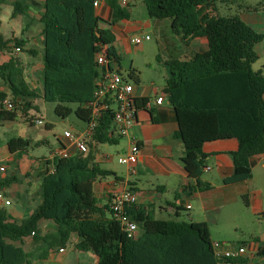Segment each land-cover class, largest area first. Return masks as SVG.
Returning <instances> with one entry per match:
<instances>
[{
    "label": "trees",
    "instance_id": "trees-1",
    "mask_svg": "<svg viewBox=\"0 0 264 264\" xmlns=\"http://www.w3.org/2000/svg\"><path fill=\"white\" fill-rule=\"evenodd\" d=\"M41 1L42 89L32 88L20 59L13 55L15 49L24 47V40L11 43L0 34V57L11 54L8 61L0 64V77L10 92V95L0 93V123L25 118L35 124L40 120L30 112L38 110L35 103L42 100L55 104V114L64 120L75 115L88 125L92 121L90 105L96 82L106 69L98 64L97 54L105 53L107 68L121 63L113 46L115 37L110 30L99 28L95 7L98 0ZM143 1L150 18L171 19L173 31L184 42L201 31L208 38L206 52L188 61L167 63L170 77L163 87L177 114L179 129L174 137L184 145L181 161L189 177L196 181L195 190L211 189L210 183L203 180L207 167L203 148L206 143L218 140L236 139L239 144L231 153L234 168L225 184L251 180V158L264 155V70L252 68L259 59L255 47L264 42V33L239 16H213L218 2L233 4L237 0ZM107 3L113 10V24L131 18L130 3L126 6L118 0ZM25 5L14 3L13 18L26 15ZM203 9L210 10L209 14L202 15ZM8 97L14 103L13 110L5 107ZM135 104L140 111L136 100ZM119 139L123 138L114 131L110 110L95 129L87 154L62 157L54 152L52 160L46 159L54 171L48 169L42 175L41 202L31 217L21 223H9L6 210L0 209V264H31L29 254L15 243L32 234L35 243L46 247L45 254L50 249L65 248L76 234L79 239L76 248L95 254L99 264H220L207 223L158 219L150 206L127 205L124 215L135 221L141 231L137 239H132L112 204L100 206L94 184L113 172L96 161L94 144L115 143ZM43 144L21 137L8 141L9 151L20 154ZM17 180L0 175V190ZM42 220L55 221L60 229L37 235V224ZM258 255H264V247ZM232 263L248 261L242 257Z\"/></svg>",
    "mask_w": 264,
    "mask_h": 264
},
{
    "label": "crops",
    "instance_id": "crops-1",
    "mask_svg": "<svg viewBox=\"0 0 264 264\" xmlns=\"http://www.w3.org/2000/svg\"><path fill=\"white\" fill-rule=\"evenodd\" d=\"M118 1L120 5L125 6L122 4V0ZM128 1L131 5V0ZM17 2L26 4L24 7L26 15L13 18V5ZM0 4L12 8L10 15L9 12L7 13L10 20H12L7 25V34L1 32V26L0 34L11 43L21 39L24 40V47L19 52L15 49L13 55L20 59L24 66V76L32 88L41 90V74L44 65L42 54L44 35L43 25L40 22L44 10L42 1L1 0ZM96 11L99 28L110 30L115 37L113 46L121 57V63L117 68L120 71L123 69L125 55L132 57L129 63V76L125 78L135 86L136 102L141 106L138 121L132 130V136L139 141L141 146V153L135 166H127L124 174H119L113 166L115 156L104 146L119 145L122 139L115 143L94 144L96 161L103 168L113 172L112 175L94 184V192L100 206L109 207L117 194L131 189L138 193V204L150 206L156 218L181 222H204L208 224L211 231V227H219L223 223L225 219L223 214L228 205L246 197V207H248L251 215L264 218V184L257 185L255 182L257 175L264 179V155L251 158L253 171L251 180L227 185L224 180L233 173L234 165L231 153L238 149V141L236 139H226L206 143L203 152L206 155L207 167L203 174V180L211 185V189L207 191L195 190L196 181L189 177L181 161L184 155V145L180 139L174 137L179 129L177 114L169 103L167 96L163 93V87L170 77V69L167 63L169 61H188L196 54L206 52L209 43L204 31L197 33L187 42H184L173 31L171 19L158 20L149 17V20L145 23H139L134 20L133 14H131L129 20H122L113 24V10L108 5L107 0H101ZM209 11L203 9L202 15L209 14ZM25 28L26 32L24 33ZM150 29H154L156 34L158 54L155 58H148L145 54L149 45L144 43L151 42L152 37L141 44L132 42L135 37H150L148 34ZM138 34L141 36H137ZM133 45H136V47L134 48ZM29 51H35V54H31ZM142 56L143 59L140 58ZM10 57L11 54L9 53L2 54L0 64L8 61ZM135 57H139V61ZM157 61L165 65L161 72L155 66ZM147 72L150 73L146 76ZM0 93L10 95L4 80L0 84ZM161 97L164 100L159 104L157 100ZM10 99L8 97L6 100ZM40 102L43 101L38 100L35 103L38 110L30 112L31 116L40 120L39 125L36 123L31 125L25 118L0 123V142L6 143L8 148V153L4 155L3 161L15 164V173L11 176H6L8 172L7 165L0 164V166L5 167V172H0V175L2 177L18 178L12 185L0 190V209L6 210L9 223H21L29 219L39 206L42 175L48 169L52 170L54 168L53 165H48L46 159L52 160L54 152H61L64 149H67L71 156L79 154L73 143L68 142L70 146L67 147L61 141H59L57 147L51 149L49 156H32L30 154L31 150L39 148L33 146L24 154L9 151L8 141L14 137L29 139L34 143L42 141L44 144L41 146L51 145L47 139L42 138L41 134H43V130H51L53 125L47 124L40 116L35 114V112H40ZM29 128H39L33 129L35 132L33 135H36L37 138H33L34 136L29 134ZM86 133L87 127L81 126L76 136L85 138ZM24 136H27V138ZM87 140L89 143L91 137ZM125 140L127 141V147L124 149L123 154L118 153L119 156L125 155L130 149L129 140ZM7 191L12 192V195L17 199L15 205L9 198ZM7 207L11 209L8 210ZM107 214H109L108 211ZM235 227L238 230L240 229V225L236 224ZM59 229L60 225L57 222L42 220L37 224L36 233L43 236L56 233ZM140 234L141 231L138 230V236ZM32 235L15 243L22 246L29 254L31 264H99V258L95 254L80 251L76 248L79 240L76 234H74L76 237L70 240L65 248L50 249L47 254H45L46 247L43 243H35ZM246 246V255L243 258L248 261L247 264H250L252 260L249 257L250 254H253V256L258 255L260 248L264 247V238H256L253 242H247ZM256 258L259 263L264 264V255H258Z\"/></svg>",
    "mask_w": 264,
    "mask_h": 264
},
{
    "label": "rangeland",
    "instance_id": "rangeland-1",
    "mask_svg": "<svg viewBox=\"0 0 264 264\" xmlns=\"http://www.w3.org/2000/svg\"><path fill=\"white\" fill-rule=\"evenodd\" d=\"M260 2L261 0H237L233 4L218 2V4L215 5L217 6V10H213V16H239L244 22H246L256 31L264 33V4H260ZM130 8L132 10L133 18L135 21L139 23H145V21L149 20L147 8L144 5L143 0H131ZM8 12L10 15V13L12 12V8L10 6L6 7L3 4H0V26L1 32L4 34H7V25L12 21L7 14ZM148 34L153 38V40L151 42L144 43L145 45H149L145 54L148 58H155L156 54H158V47L156 45V34L154 32V29H150L148 31ZM137 36L141 35L138 34ZM133 47L135 48L136 45H133ZM255 51L258 54L259 59L255 64H253L252 68L254 71L264 70V42L258 44L255 47ZM131 58V56L127 57V55H125L123 69L120 71L121 74L127 78L129 76V63L131 61ZM135 58L137 61H139V57ZM140 58L143 59V56ZM155 66L157 67V70L161 72L163 71V67L165 65L164 63L162 64L160 61H157ZM149 73L150 72H147L146 76L149 75ZM1 83L2 80L0 78V84ZM39 105L40 112H35V114L40 116L47 124L49 123L53 125V128L51 130H43V134H41V136H43L42 138L47 139L51 145L41 146L36 150H31L30 154L32 156H49L51 149L53 147H57L59 145V141H61L67 147L70 146V140L66 139L65 132L69 131L72 134L76 135L81 126L87 127V125H85L86 123L80 121L75 115H72L69 119L66 120L57 116L55 114V104L53 103L40 102ZM39 128L44 129L42 127ZM39 128H29V134L33 135L35 133L33 129ZM33 136V138H37L36 135ZM24 137L27 138V136ZM104 147L106 149H109L110 152L115 156L113 166L118 170V173L124 174L127 166L118 163V159L120 157L118 153L123 154L124 149H126L127 147V141L125 140V138L120 141L119 145H105ZM6 153H8L7 144L0 142V164L7 165L8 172L6 176H11L15 173V164L3 161L4 155ZM255 182L257 183V185H263L264 179L260 178L259 175H257L255 178ZM7 192L9 198L15 205L17 199L12 195V192ZM7 209L10 210L11 208L7 207ZM223 216L225 217V219L219 227H211L213 242H226L228 243L230 249H236L239 246H243L246 248V243L253 242L256 238H264V218L251 215L248 207H246V197L240 198L237 202L228 205ZM236 224L240 225L239 230L236 229ZM75 237L76 235H73L71 240H73ZM249 257L252 259L250 264H261L259 263L257 258L255 259V257H258V255L253 256V254H250Z\"/></svg>",
    "mask_w": 264,
    "mask_h": 264
},
{
    "label": "built area",
    "instance_id": "built-area-1",
    "mask_svg": "<svg viewBox=\"0 0 264 264\" xmlns=\"http://www.w3.org/2000/svg\"><path fill=\"white\" fill-rule=\"evenodd\" d=\"M101 0L95 2V7L100 5ZM123 5H128V0H122ZM151 37H135L132 42L141 44L143 41L150 40ZM20 51L19 48L16 49ZM97 62L106 69L101 73L96 82L94 92V100L90 105L92 110V121L87 125V133L85 138L77 137L69 131L65 132L66 139L73 143L79 154H87L89 152L88 138L92 137L95 129L99 126L102 117L108 112L113 113V126L116 135L129 140V151L120 156L118 163L129 167L135 166L138 162L141 153L139 141L132 136V130L138 121L139 110L135 104V86L131 84L120 72L117 66L107 68V58L103 51L97 54ZM163 97L157 100V103L163 102ZM5 107L8 110L14 109V103L11 100H5ZM36 121V124H40ZM55 154L62 157H70L71 154L67 149ZM54 171V168L51 172ZM0 172H5V167L0 166ZM139 200L138 193L131 189L125 190L117 194L112 203V209L118 219L121 221L123 229L127 232L128 237L132 239L138 238V225L135 221L124 215V210L127 205L137 204ZM8 204V203H7ZM215 254L220 264H233L232 261L237 258H242L246 255V248L239 246L236 249H230L228 243L215 242L213 244Z\"/></svg>",
    "mask_w": 264,
    "mask_h": 264
}]
</instances>
